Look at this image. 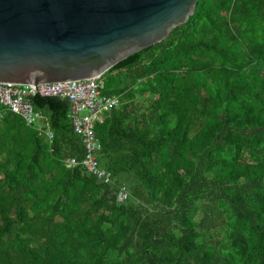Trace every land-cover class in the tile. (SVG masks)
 Here are the masks:
<instances>
[{
    "label": "trees",
    "instance_id": "trees-1",
    "mask_svg": "<svg viewBox=\"0 0 264 264\" xmlns=\"http://www.w3.org/2000/svg\"><path fill=\"white\" fill-rule=\"evenodd\" d=\"M103 183L66 99L0 119V264H264V0H198L102 74ZM128 191L117 200L119 186Z\"/></svg>",
    "mask_w": 264,
    "mask_h": 264
},
{
    "label": "water",
    "instance_id": "water-1",
    "mask_svg": "<svg viewBox=\"0 0 264 264\" xmlns=\"http://www.w3.org/2000/svg\"><path fill=\"white\" fill-rule=\"evenodd\" d=\"M198 0H0V83L102 75L187 21Z\"/></svg>",
    "mask_w": 264,
    "mask_h": 264
},
{
    "label": "built area",
    "instance_id": "built-area-1",
    "mask_svg": "<svg viewBox=\"0 0 264 264\" xmlns=\"http://www.w3.org/2000/svg\"><path fill=\"white\" fill-rule=\"evenodd\" d=\"M102 88V75L36 85L0 83V119L5 112H12L20 116L28 126L34 127L39 134L44 135L45 140L50 143L52 132L42 124L41 114L33 107L31 98L38 95L66 99L70 104L68 117L71 119L74 132L82 138L84 155L80 159L65 158L63 160L65 166L79 165L103 183H111L110 172L102 168L96 158L101 145L95 136L94 125L102 121L105 113L118 105L119 98L103 94ZM127 197L128 191L125 186H119L117 200L122 202Z\"/></svg>",
    "mask_w": 264,
    "mask_h": 264
}]
</instances>
